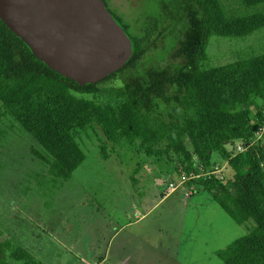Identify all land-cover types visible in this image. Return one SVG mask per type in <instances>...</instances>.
<instances>
[{
	"label": "trees",
	"instance_id": "trees-1",
	"mask_svg": "<svg viewBox=\"0 0 264 264\" xmlns=\"http://www.w3.org/2000/svg\"><path fill=\"white\" fill-rule=\"evenodd\" d=\"M243 2L255 12L229 16L221 0H165L161 16L149 18L144 33L134 36L112 12L132 39V57L118 71L86 85L51 69L0 18L4 113L46 148L66 178L86 157L76 134L95 123L114 144L129 136L136 146L141 127L150 139L166 138L171 146L187 133L199 164L186 148L176 147L181 171L210 192L238 223L251 218L256 222L247 235L219 249L218 257L225 264H264V145L256 141L234 157L226 147L231 141L252 143L264 125V56L205 66L211 37L247 36L264 27V0ZM171 38L173 46L167 50ZM162 50L166 54L159 58ZM109 83L119 99V110L75 95L97 94ZM162 103L184 116L163 110ZM215 151L231 157L233 174L228 182L236 194L215 169L200 176L203 168L211 166ZM3 236L0 227V264H39L26 248Z\"/></svg>",
	"mask_w": 264,
	"mask_h": 264
},
{
	"label": "rangeland",
	"instance_id": "rangeland-1",
	"mask_svg": "<svg viewBox=\"0 0 264 264\" xmlns=\"http://www.w3.org/2000/svg\"><path fill=\"white\" fill-rule=\"evenodd\" d=\"M164 1L106 0L133 36L144 33L149 18L161 16ZM221 1L229 16L255 12L243 0ZM164 54L162 50L158 57ZM208 55L207 68L264 56V27L247 36H213ZM112 86L102 85L97 94L75 95L119 110ZM162 109L184 116L165 103ZM4 112L0 100V227L3 238L22 245L39 264H225L217 251L256 225L252 218L238 223L181 171L176 147L195 155L187 133L171 146L166 138L150 139L141 127L136 146L129 136L114 144L95 123L76 134L86 157L66 178L46 148ZM237 143H226L231 155ZM230 156L215 151L211 166L200 176L222 162L216 174L236 194L228 182L233 174ZM194 159L199 164L196 155Z\"/></svg>",
	"mask_w": 264,
	"mask_h": 264
},
{
	"label": "water",
	"instance_id": "water-1",
	"mask_svg": "<svg viewBox=\"0 0 264 264\" xmlns=\"http://www.w3.org/2000/svg\"><path fill=\"white\" fill-rule=\"evenodd\" d=\"M0 18L36 57L82 85L118 71L133 54L104 0H0Z\"/></svg>",
	"mask_w": 264,
	"mask_h": 264
},
{
	"label": "built area",
	"instance_id": "built-area-1",
	"mask_svg": "<svg viewBox=\"0 0 264 264\" xmlns=\"http://www.w3.org/2000/svg\"><path fill=\"white\" fill-rule=\"evenodd\" d=\"M262 111L264 113V105H263ZM263 133H264V125H263L262 129L257 133L256 138L252 143H245L243 141H238V143L236 144L235 152L232 153L231 157H234L235 155H237L239 153L245 152L248 149V147L256 141H261V143L264 145V141L262 140L263 139V136H262ZM222 168H223L222 162H217V166L215 167V170L220 171Z\"/></svg>",
	"mask_w": 264,
	"mask_h": 264
}]
</instances>
